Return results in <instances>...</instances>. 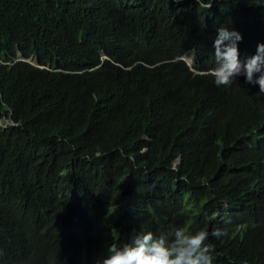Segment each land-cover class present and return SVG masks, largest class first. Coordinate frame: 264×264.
Masks as SVG:
<instances>
[{
	"label": "trees",
	"instance_id": "16d2710c",
	"mask_svg": "<svg viewBox=\"0 0 264 264\" xmlns=\"http://www.w3.org/2000/svg\"><path fill=\"white\" fill-rule=\"evenodd\" d=\"M211 3L0 0V264H95L175 227L264 264V93L210 75L220 24L242 58L264 43V0Z\"/></svg>",
	"mask_w": 264,
	"mask_h": 264
},
{
	"label": "clouds",
	"instance_id": "9594fccd",
	"mask_svg": "<svg viewBox=\"0 0 264 264\" xmlns=\"http://www.w3.org/2000/svg\"><path fill=\"white\" fill-rule=\"evenodd\" d=\"M197 2L204 9L212 7L211 0ZM242 40V33L231 23L220 24L215 29L214 66L210 70L213 83L217 87H228L243 77L245 84L264 93V43L258 42L255 54L242 58L239 50ZM227 234L220 227L210 232H186L183 227H175L160 234L133 229L126 241L108 243L104 255L98 257L95 264H213L216 249L210 238L221 240Z\"/></svg>",
	"mask_w": 264,
	"mask_h": 264
},
{
	"label": "rangeland",
	"instance_id": "374dc122",
	"mask_svg": "<svg viewBox=\"0 0 264 264\" xmlns=\"http://www.w3.org/2000/svg\"><path fill=\"white\" fill-rule=\"evenodd\" d=\"M187 57H188V59H190L192 61L191 66L193 67V65H194V56L192 54H187Z\"/></svg>",
	"mask_w": 264,
	"mask_h": 264
},
{
	"label": "water",
	"instance_id": "95a60500",
	"mask_svg": "<svg viewBox=\"0 0 264 264\" xmlns=\"http://www.w3.org/2000/svg\"><path fill=\"white\" fill-rule=\"evenodd\" d=\"M180 60H181V61H185V62L188 64V66L191 67L190 62L188 61V59H187L186 57H183V58H181Z\"/></svg>",
	"mask_w": 264,
	"mask_h": 264
},
{
	"label": "bare ground",
	"instance_id": "6f19581e",
	"mask_svg": "<svg viewBox=\"0 0 264 264\" xmlns=\"http://www.w3.org/2000/svg\"><path fill=\"white\" fill-rule=\"evenodd\" d=\"M186 58L188 59L187 55H186ZM188 61L190 62V64H192V61L190 59H188Z\"/></svg>",
	"mask_w": 264,
	"mask_h": 264
}]
</instances>
